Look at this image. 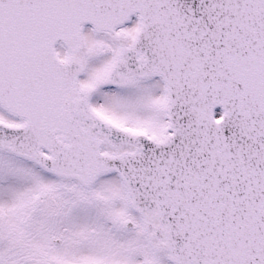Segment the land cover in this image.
I'll use <instances>...</instances> for the list:
<instances>
[{
	"label": "snow or ice",
	"instance_id": "obj_1",
	"mask_svg": "<svg viewBox=\"0 0 264 264\" xmlns=\"http://www.w3.org/2000/svg\"><path fill=\"white\" fill-rule=\"evenodd\" d=\"M0 264H264V0H0Z\"/></svg>",
	"mask_w": 264,
	"mask_h": 264
}]
</instances>
